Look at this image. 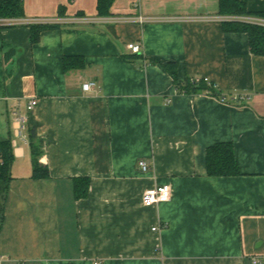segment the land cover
I'll return each instance as SVG.
<instances>
[{"label": "crops", "instance_id": "1", "mask_svg": "<svg viewBox=\"0 0 264 264\" xmlns=\"http://www.w3.org/2000/svg\"><path fill=\"white\" fill-rule=\"evenodd\" d=\"M240 1L264 11V0ZM97 2L23 0V17L99 19L43 28L36 41L27 25L0 26V139L13 152L0 264H264V55L218 20L219 0H111L106 16ZM196 77L214 94L177 88ZM15 111L27 116L20 135ZM31 128L47 177H31ZM218 142L232 144L239 174L207 175ZM162 183L170 199L142 205Z\"/></svg>", "mask_w": 264, "mask_h": 264}, {"label": "trees", "instance_id": "2", "mask_svg": "<svg viewBox=\"0 0 264 264\" xmlns=\"http://www.w3.org/2000/svg\"><path fill=\"white\" fill-rule=\"evenodd\" d=\"M111 0H98L97 11L98 15L106 16L110 14L107 10ZM219 14L227 15H246L253 14L264 17V11L252 12L246 10L243 2L240 0H219ZM23 0H0V17H23ZM56 25H30L31 41L38 39L39 31L43 28H49ZM227 30L246 32L248 43L252 53L264 55V28L258 25L244 23L240 21H231L223 23ZM74 60V59H73ZM72 58L64 59V65H75ZM166 68L171 74H174L172 64H167ZM182 92L194 93L201 91H212V86L204 81L199 83L187 82L182 88L177 85ZM214 94V93H213ZM29 142L32 151V172L31 177L42 178L48 176L47 167L41 165L38 161L40 154V141L36 138V133L33 128L28 133ZM206 172L209 176H228L237 175L240 173L237 162L233 154V147L230 142H218L208 146L205 150ZM13 161L12 146L9 138L0 139V179L8 184L11 179V164ZM87 190L86 179H76L74 183V196L79 198L84 195Z\"/></svg>", "mask_w": 264, "mask_h": 264}, {"label": "built area", "instance_id": "3", "mask_svg": "<svg viewBox=\"0 0 264 264\" xmlns=\"http://www.w3.org/2000/svg\"><path fill=\"white\" fill-rule=\"evenodd\" d=\"M139 22H144L149 20V17L145 16H138L136 17ZM127 19V18H123ZM187 19H193L187 18ZM99 20L96 17H88V16H75L71 18H49V17H0V26H9V25H27L30 26L32 24H39V25H56L61 23H91ZM200 20V18H199ZM218 20H232V21H240L244 23L254 24L261 26L264 28V17L259 15H224L218 16ZM128 49L131 53H139L140 51V43L139 42H132L127 44ZM199 81H204L208 85H211V82L207 77H196L191 78L189 83H199ZM94 82L86 81L82 83L81 88L83 91H89L92 89ZM246 98L245 95L242 94H235L233 95L232 99L237 102H241ZM220 101H224V97H220ZM37 104V99L35 97H31L28 99L26 104V110L32 111L35 105ZM13 120L17 124L16 125V133L20 135L22 130L25 129L27 125V116L24 113H20L18 111L13 112ZM137 165L141 171L149 170V164L144 159H139L137 161ZM171 197V187L167 183L157 184L153 187L145 189L141 194V203L144 206H152L157 205L162 202H166ZM163 228L161 224H157L151 227L152 231H160ZM93 264H99L98 262H94Z\"/></svg>", "mask_w": 264, "mask_h": 264}]
</instances>
